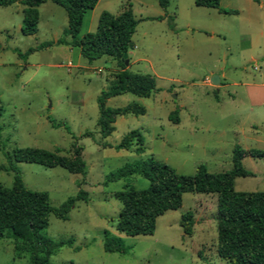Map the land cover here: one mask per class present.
<instances>
[{
    "label": "rangeland",
    "instance_id": "1",
    "mask_svg": "<svg viewBox=\"0 0 264 264\" xmlns=\"http://www.w3.org/2000/svg\"><path fill=\"white\" fill-rule=\"evenodd\" d=\"M128 5L137 23L126 66L154 75L157 91L108 98V107L137 103L145 112L117 116L107 136L97 125V99L119 70L116 60L103 55L89 62L78 47L57 44L67 14L50 0L38 6L37 31L28 35L21 31L19 0L0 5V187L12 186L14 166L27 188L48 193L53 207L79 189L87 192L67 219L49 216L42 234L73 240L49 264H229L216 250V194L183 193L180 207L157 217L152 234L129 236L114 229L121 204L113 193L126 186L144 189L148 180L106 177L149 157L182 174H194L201 164L220 173L232 168L237 145L264 152V0H220V8L169 0L165 9L157 0H97L78 37L95 31L102 11L117 14ZM47 42L52 44L41 45ZM131 130L141 133L143 153L115 147ZM74 145L82 147L85 174L14 159L17 148L59 149L71 156ZM241 163L252 174L236 177L235 190L264 191V155L244 156ZM187 211L193 214L191 235L179 225ZM105 229L122 239L124 253L103 250ZM0 264H29L27 252L6 233L0 237Z\"/></svg>",
    "mask_w": 264,
    "mask_h": 264
},
{
    "label": "trees",
    "instance_id": "2",
    "mask_svg": "<svg viewBox=\"0 0 264 264\" xmlns=\"http://www.w3.org/2000/svg\"><path fill=\"white\" fill-rule=\"evenodd\" d=\"M47 0H19L23 5L21 31L34 34L39 20L38 6ZM61 6L67 14V26L56 40L57 44L75 46L89 62L109 56L116 60L119 70L113 73L106 89L99 95V116L97 125L102 136L114 130L115 118L119 115H140L145 109L137 103L122 107H108L106 100L124 93L138 97H149L157 91L155 76L128 70L122 60L124 52L132 46L131 36L137 21L130 5L119 13L102 11L95 31L78 37L82 20L97 0H50ZM165 9L169 0H157ZM15 0H0L1 6H8ZM197 6L220 8V0H193ZM224 13H236L235 10L221 9ZM52 42L41 44L51 45ZM26 53H19L26 56ZM0 109V115H1ZM176 115V111H173ZM52 122L51 119H49ZM53 126L60 124L52 123ZM87 135L89 133H86ZM117 149L133 151L137 154L145 150L141 133L138 130L127 132L115 145ZM59 149L47 150L39 147H22L14 151L16 162L38 163L46 167L60 166L71 173L85 174L82 147L74 145L71 156L62 155ZM262 157L260 149H243L235 146L232 153V168L225 172L210 173L204 165H199L194 174L178 173L169 164L149 157L144 160L128 162L110 172L106 181L127 179L133 175L148 180L144 189L126 186L115 191L113 197L121 204L114 223V229L125 235H148L155 229L158 216L182 204V195L186 192L216 194L217 254L229 264H264V191H238L234 188L236 177L251 175L241 163L244 156ZM2 169V168H0ZM13 184L10 188L0 187V237L5 233L15 242V247L25 250L29 255V264H49L48 258L63 245H72V239L55 241L42 234L49 216L55 215L67 219V214L78 200L87 199V192L79 189L75 196L68 197L59 207H53L46 191L27 188L21 180L16 167ZM193 214L191 211L181 215L179 225L185 235L193 232ZM103 250L109 253H124L122 239L103 231Z\"/></svg>",
    "mask_w": 264,
    "mask_h": 264
},
{
    "label": "water",
    "instance_id": "3",
    "mask_svg": "<svg viewBox=\"0 0 264 264\" xmlns=\"http://www.w3.org/2000/svg\"><path fill=\"white\" fill-rule=\"evenodd\" d=\"M122 60H124L125 65L128 64V59H127V52H124L122 55ZM211 81L215 84H217L219 82V79L216 76H213L211 78Z\"/></svg>",
    "mask_w": 264,
    "mask_h": 264
},
{
    "label": "crops",
    "instance_id": "4",
    "mask_svg": "<svg viewBox=\"0 0 264 264\" xmlns=\"http://www.w3.org/2000/svg\"><path fill=\"white\" fill-rule=\"evenodd\" d=\"M219 83V82H218Z\"/></svg>",
    "mask_w": 264,
    "mask_h": 264
}]
</instances>
